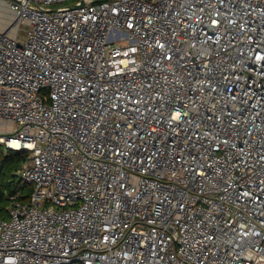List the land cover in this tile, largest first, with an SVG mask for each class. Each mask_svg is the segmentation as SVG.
Masks as SVG:
<instances>
[{
    "label": "built area",
    "instance_id": "2783aa9c",
    "mask_svg": "<svg viewBox=\"0 0 264 264\" xmlns=\"http://www.w3.org/2000/svg\"><path fill=\"white\" fill-rule=\"evenodd\" d=\"M9 9L0 264H264V0Z\"/></svg>",
    "mask_w": 264,
    "mask_h": 264
},
{
    "label": "trees",
    "instance_id": "16d2710c",
    "mask_svg": "<svg viewBox=\"0 0 264 264\" xmlns=\"http://www.w3.org/2000/svg\"><path fill=\"white\" fill-rule=\"evenodd\" d=\"M29 151L6 149L0 146V217L7 216V209L16 195L26 201L33 185L24 181L21 170L29 160Z\"/></svg>",
    "mask_w": 264,
    "mask_h": 264
},
{
    "label": "rangeland",
    "instance_id": "374dc122",
    "mask_svg": "<svg viewBox=\"0 0 264 264\" xmlns=\"http://www.w3.org/2000/svg\"><path fill=\"white\" fill-rule=\"evenodd\" d=\"M9 1L10 0H0V28L3 29L6 25L9 26L15 21L14 13L9 9ZM68 4H72L73 1L67 2ZM24 27L21 29V34H23ZM122 42V41H119ZM6 130L1 126L0 122V132L2 133Z\"/></svg>",
    "mask_w": 264,
    "mask_h": 264
}]
</instances>
